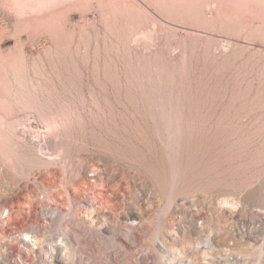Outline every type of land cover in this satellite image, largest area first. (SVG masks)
I'll use <instances>...</instances> for the list:
<instances>
[{
  "label": "rangeland",
  "instance_id": "374dc122",
  "mask_svg": "<svg viewBox=\"0 0 264 264\" xmlns=\"http://www.w3.org/2000/svg\"><path fill=\"white\" fill-rule=\"evenodd\" d=\"M263 205L264 0H0L11 264H264Z\"/></svg>",
  "mask_w": 264,
  "mask_h": 264
},
{
  "label": "built area",
  "instance_id": "2783aa9c",
  "mask_svg": "<svg viewBox=\"0 0 264 264\" xmlns=\"http://www.w3.org/2000/svg\"><path fill=\"white\" fill-rule=\"evenodd\" d=\"M27 235H28V233H25V236H27ZM21 236H22L21 234H18L16 232H10V231L6 235L0 236V264H11L12 258L10 256V254L5 253L6 250L10 246H13V245L17 246L18 244H21V243L26 247L28 246L27 238L23 240L20 238ZM48 251H50V253H51V248ZM48 251H46V252H48ZM50 253L48 255H46L45 257L43 255V258L44 259L53 258V256ZM14 257L16 258V262L18 261L21 264H27V261L22 259V256H20V253L16 254Z\"/></svg>",
  "mask_w": 264,
  "mask_h": 264
},
{
  "label": "bare ground",
  "instance_id": "6f19581e",
  "mask_svg": "<svg viewBox=\"0 0 264 264\" xmlns=\"http://www.w3.org/2000/svg\"><path fill=\"white\" fill-rule=\"evenodd\" d=\"M241 1H244V0H241ZM172 75H173V74H172ZM171 77H172V76H171ZM171 111H172V110H171ZM168 113H170V112H168ZM177 127H178V126H176V128H177ZM163 128H164V127H163ZM177 130H178V129H177ZM164 131H165V130H164ZM174 132H175V131H174ZM175 133H176V132H175ZM180 134H181V133H180ZM172 135H173V134H172ZM170 137H171V136H170ZM170 137H169V138H170ZM174 137H175V139H176V136H175V135H174ZM174 137L172 138L173 140H175ZM178 137H179V136H178ZM178 137H177V138H178ZM179 138H180V137H179ZM170 139H171V138H170ZM179 140H180V139H179ZM175 141H176V140H175ZM173 142H174V141L170 142V144L173 143ZM177 142H178V141H176V143H177ZM170 144H169V145H170ZM173 144H174V143H173ZM172 146L174 147V145H172ZM175 146H176V145H175ZM168 147H169V146H168ZM167 150H168V149H167ZM13 151H14V150H13ZM13 151H12V152H13ZM168 151H169V150H168ZM168 154H169V153H168ZM7 156H8V155H7ZM9 156H10V155H9ZM180 156H181V155H180ZM181 157H182V156H181ZM175 160H176V159H175ZM173 163H174V161H173ZM177 163H180V162H177ZM180 164H182V163H180ZM171 165H172V164H171ZM176 165H177V164H176ZM176 165H175V170H174V169H173V170H174L175 172H178V173H179L180 170H179V169H178L179 171L176 170V167H177ZM178 166H179V165H178ZM177 168H178V167H177ZM170 171H171V168H170ZM170 171H169V172H170ZM174 171H173V172H174ZM173 172H172V174H174ZM178 173H176V174H178ZM169 174H170V173H169ZM169 176H170V175H169ZM171 176H172V175H171ZM174 176H175V174H174ZM173 179H174V178H173ZM175 179H176V178H175ZM171 180H172V178H171ZM167 181H168V183L171 182L170 180H167ZM172 181H173V180H172ZM165 185H166V183H165ZM165 185H164V186H165ZM172 187H173V185H171V186H167V188H166V186H165V190H164V191H166V192H168V193H171V192H169V191L172 190ZM174 187H175V186H174ZM174 187H173V188H174ZM172 191H173V190H172ZM168 193H167V194H168ZM220 203L223 204V205H227V204H229V201H228L227 199H222V200H220ZM263 206H264V205H263ZM62 246H63V245H62ZM49 253H50V251L45 252V255H48ZM174 256H175V255H174ZM248 256H249V255H248ZM256 262H257V261H256ZM235 264H236V263H235ZM242 264H243V263H242ZM244 264H246V263H244ZM255 264H257V263H255Z\"/></svg>",
  "mask_w": 264,
  "mask_h": 264
}]
</instances>
